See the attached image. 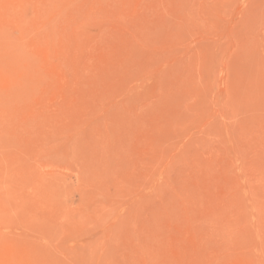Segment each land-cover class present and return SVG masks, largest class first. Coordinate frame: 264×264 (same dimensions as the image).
Returning a JSON list of instances; mask_svg holds the SVG:
<instances>
[{
	"label": "rangeland",
	"instance_id": "obj_1",
	"mask_svg": "<svg viewBox=\"0 0 264 264\" xmlns=\"http://www.w3.org/2000/svg\"><path fill=\"white\" fill-rule=\"evenodd\" d=\"M0 264H264V0H0Z\"/></svg>",
	"mask_w": 264,
	"mask_h": 264
}]
</instances>
